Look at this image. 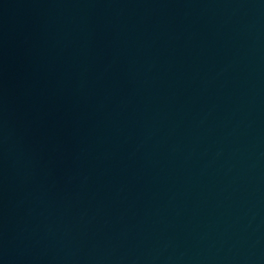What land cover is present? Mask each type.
<instances>
[{"label":"water","instance_id":"1","mask_svg":"<svg viewBox=\"0 0 264 264\" xmlns=\"http://www.w3.org/2000/svg\"><path fill=\"white\" fill-rule=\"evenodd\" d=\"M0 264H264V0H0Z\"/></svg>","mask_w":264,"mask_h":264}]
</instances>
